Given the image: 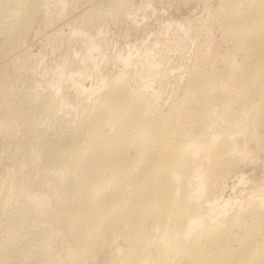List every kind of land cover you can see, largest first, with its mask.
<instances>
[{
    "label": "bare ground",
    "instance_id": "obj_1",
    "mask_svg": "<svg viewBox=\"0 0 264 264\" xmlns=\"http://www.w3.org/2000/svg\"><path fill=\"white\" fill-rule=\"evenodd\" d=\"M244 1L226 2L231 9L222 19L221 29L224 39L233 42L231 52L221 57L226 69L221 68L219 72L223 73L214 68L211 72L194 69L188 93L172 101L168 109L162 100V89L154 95L142 86L132 89L125 75L106 84V89L92 98L87 107L93 111V118L84 121H80L82 115L80 120L72 116L70 108L58 114L60 97L29 86L24 89L25 107L38 106L46 115L39 116L40 127L31 121L34 133L30 131L28 141L19 142L21 147L16 149L23 158H29L28 144L41 151L43 162L35 175L52 180L62 198L50 222L41 216L26 220V211L19 209L6 217L0 250L11 255L12 264H52L45 257V250L50 249H45L47 240L65 233L73 237L75 258L85 262L119 226H123L131 247L107 264H180L183 260L186 264H264V192L256 194L258 200L246 212L238 210L227 216V211L217 215L202 211L220 180L236 167L240 146L236 135L242 133L245 143L252 138L260 141L253 121L260 116L264 121V68L257 63L264 45V0H246V17L241 10ZM26 3L27 0H0L5 22L14 28L25 25ZM237 49L245 53L240 66L233 59ZM234 65L239 67L240 75H233ZM231 79L244 91L254 88L260 100L248 105L241 99L234 120L230 118V128L226 116L219 120L221 114L215 104L225 100L221 87L216 89L215 85L219 80L225 83ZM195 86H200L202 92ZM48 115L55 120L53 123L46 121ZM7 187L5 190L11 191ZM25 189L26 185H22L16 191L21 202L25 200ZM22 207L25 209V203ZM154 231L164 235L160 234L161 239L152 237L154 244L147 249L146 237Z\"/></svg>",
    "mask_w": 264,
    "mask_h": 264
},
{
    "label": "rangeland",
    "instance_id": "obj_2",
    "mask_svg": "<svg viewBox=\"0 0 264 264\" xmlns=\"http://www.w3.org/2000/svg\"><path fill=\"white\" fill-rule=\"evenodd\" d=\"M227 1L229 0H122L119 4V0H27L28 4L23 9L26 11L23 12L26 24L18 28L5 22L0 14V33L3 32L0 34V214H4L0 215V247L6 217L10 214L11 217L13 211H26V220L41 216L50 222L53 209L57 208V203L62 198L52 180L47 176L35 175L38 165L43 162L42 154L39 153L41 151L28 144L26 148L27 153L30 152V159L20 157L19 142H27L34 131L31 121L34 120L40 127L39 116L45 114L38 106H30V109L27 108L29 105L25 107L27 103L22 101L24 89L28 90L29 86V89H37L45 95H54L57 99L60 97L56 99L58 114L61 112L60 115H63V110L66 112L65 109L70 108L72 116L80 120L79 116L82 115L80 121H84L93 118V111L87 106L90 107L91 101L98 97L102 89H106V84L125 75L129 77L132 89L142 86L151 95L162 89L161 98L164 99L165 109H168L171 103L186 96L189 78L198 68L206 72H211L213 68L217 72L226 69L221 57L233 49V42L224 39L221 29L222 19L229 13L227 10L231 9ZM245 2L246 0L243 2L245 5L242 3L241 10L246 17L249 8ZM244 54L243 49L233 52L234 62L239 66L245 60ZM259 56L257 63L260 62L264 68V45ZM234 67L233 75H240L238 66ZM234 81L231 79L224 83L219 80L215 85L216 89L221 87L220 93L225 100L221 101L222 104L219 100L215 104L220 114H224L220 115L219 120L226 116L227 126L230 128L238 106L242 104L241 99H245L248 105L260 100V95L254 92V88L244 91ZM239 85L237 89L236 86ZM199 87L194 88L202 92ZM12 114L16 115L13 118L16 122L10 118ZM49 117L48 115L46 121L53 123V117ZM260 118L261 116L253 121L260 141L252 138L245 143L242 133L236 135L240 145L237 149L236 167L220 180L207 207H203L202 211L210 212L211 215L227 211V216L238 210L246 212L258 200L259 196L256 194L264 192V121ZM58 119L63 123L60 117ZM6 185L10 186L11 191L5 190L8 188ZM22 185H26L24 202L16 196V191ZM23 203L26 205L25 209L22 207ZM3 207L6 208V213H3ZM245 218L247 221L250 219L248 215ZM243 232L240 230L241 234ZM160 234L164 235L158 231L148 234L147 245L144 247L148 249L150 244H154L152 237L161 239ZM107 236L84 262L78 261L74 256L71 234L52 235L46 239L48 247L45 249L50 246V252L45 250V257L52 264H107L108 261L123 256L131 247L123 226ZM8 255L0 252V264L5 261L13 263L11 255ZM184 262L179 263L186 264Z\"/></svg>",
    "mask_w": 264,
    "mask_h": 264
}]
</instances>
